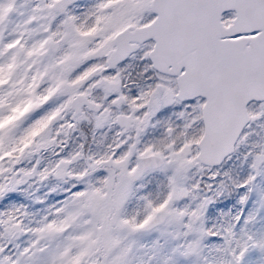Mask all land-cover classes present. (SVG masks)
<instances>
[{
    "label": "snow or ice",
    "instance_id": "snow-or-ice-1",
    "mask_svg": "<svg viewBox=\"0 0 264 264\" xmlns=\"http://www.w3.org/2000/svg\"><path fill=\"white\" fill-rule=\"evenodd\" d=\"M0 264H264V0H0Z\"/></svg>",
    "mask_w": 264,
    "mask_h": 264
}]
</instances>
